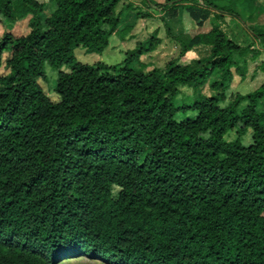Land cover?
<instances>
[{
    "label": "trees",
    "instance_id": "obj_1",
    "mask_svg": "<svg viewBox=\"0 0 264 264\" xmlns=\"http://www.w3.org/2000/svg\"><path fill=\"white\" fill-rule=\"evenodd\" d=\"M122 2L52 0L43 18L35 0H0L9 25L0 37V264H264V81L247 95L230 91L258 48L218 25L193 37L165 25L179 54L163 70L140 61L157 34L118 65L74 56H100L112 37H128L130 12L150 18L142 11L153 6L202 26L211 14L242 18L249 2L252 41L264 49V0H140L118 11ZM24 21L27 33L11 34ZM197 47L208 56L180 65ZM46 67L57 71L55 99L39 84ZM257 71L264 77V62ZM184 88L189 101L179 99Z\"/></svg>",
    "mask_w": 264,
    "mask_h": 264
},
{
    "label": "rangeland",
    "instance_id": "obj_2",
    "mask_svg": "<svg viewBox=\"0 0 264 264\" xmlns=\"http://www.w3.org/2000/svg\"><path fill=\"white\" fill-rule=\"evenodd\" d=\"M38 3L44 4L46 9L43 13V18H47L49 13L52 10V0H35ZM157 3H163L164 0H153ZM127 4H132L136 6H141V2L138 0H123L121 5L118 7V11L121 10L122 6ZM264 5V3H262ZM246 15H243L242 18H232L230 16H217V14H211L209 19L200 26V23H195L189 16L184 13L180 18L170 20L166 12H160L155 7L150 9L143 8V15H151L150 18L139 19L140 24L136 25V37L135 41H130L128 47L134 48L138 43H143L149 39L154 34H157V38L160 40V44L157 46L156 50L151 54L144 55L140 58V61L146 65V72L153 69L163 70L166 64L172 60H176L179 54V48L177 45L169 40L166 37L165 25H167L174 36L180 34L195 36L197 34L208 32L213 25H218L221 30L230 37L234 38V41L242 46L253 44L254 48H258L260 56L256 60H251V55L246 57L247 62V74L246 78L243 81H239L237 77H234L233 84L231 86L232 93H239L241 95H247L255 91L264 81L263 74L257 71V67L261 62H264V49L259 43L252 41L250 34V29L256 27L257 20L252 19L248 20V16L252 13V4L249 2L245 6ZM131 13V12H130ZM261 20V19H260ZM260 20L258 22H260ZM139 21V22H140ZM260 24V23H258ZM9 25L0 19V37L4 33V30L7 29ZM26 21L21 22L15 25L11 34L15 37L23 36L27 33ZM113 38V39H112ZM111 42H114L116 45L112 47V51L105 50L100 56L97 55H86L82 49H76L74 51L76 63L82 65H95L97 63L105 64L108 66H114L121 64L124 61L125 54L122 50H119L118 43L119 40L117 37H112ZM177 48V49H176ZM128 52V51H127ZM209 54V49L206 47H197L189 52L183 59L180 60V65H190L193 62L206 58ZM131 66L136 67L137 61L131 63ZM61 71L69 72V68L63 67ZM46 82H39L42 90L47 94L51 99H55L53 95V88L56 84L57 71H53L50 68H45ZM205 96L211 95L207 87L203 89L202 92ZM192 97L191 90L184 88L179 97L180 100L189 101ZM180 117V116H179ZM237 138L235 131L230 132L226 136L227 142H232ZM241 142L244 146L251 144V133L247 134L241 139ZM116 192V191H115ZM62 264H106L100 261L92 260L90 258L80 257L79 259H71L70 261L64 262Z\"/></svg>",
    "mask_w": 264,
    "mask_h": 264
},
{
    "label": "crops",
    "instance_id": "obj_3",
    "mask_svg": "<svg viewBox=\"0 0 264 264\" xmlns=\"http://www.w3.org/2000/svg\"><path fill=\"white\" fill-rule=\"evenodd\" d=\"M139 1V3H140V0H138ZM136 6H138V4L136 5ZM126 17V19H127V23L129 24V25H132L133 24V30L131 31V33L128 35V37H126L125 39H123V40H120L119 38H117L118 40H119V43H118V48H119V50H122L123 52H124V54H126L127 53V51H131V50H133L134 48H130V46L128 47V45H129V43H130V41L132 40L133 42H136L134 39H135V37H136V32H135V28H136V25H138V24H140L141 23V21L140 20H138V21H135L134 20V18H133V15L130 13V14H128L127 16H125ZM140 21V22H139ZM115 38V37H114ZM113 39V38H112ZM112 39H110V42H109V47H108V49L110 50V51H112L111 49H112V47L113 46H115L116 44L114 43V42H111V40ZM108 49H106V50H108ZM177 49V48H176Z\"/></svg>",
    "mask_w": 264,
    "mask_h": 264
}]
</instances>
